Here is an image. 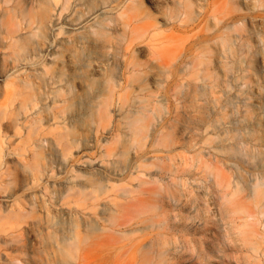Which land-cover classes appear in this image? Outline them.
<instances>
[{"label":"bare ground","instance_id":"bare-ground-1","mask_svg":"<svg viewBox=\"0 0 264 264\" xmlns=\"http://www.w3.org/2000/svg\"><path fill=\"white\" fill-rule=\"evenodd\" d=\"M232 3L0 0V264H76L92 224L111 229L117 212L128 226L144 204L122 200L159 156L146 131L173 120L183 135L208 136L202 150L223 167L234 165L225 151L244 145L252 212L264 210V14L237 17ZM240 21L258 25L250 36L226 33ZM206 87L219 126L207 118L212 99L198 96Z\"/></svg>","mask_w":264,"mask_h":264},{"label":"rangeland","instance_id":"rangeland-1","mask_svg":"<svg viewBox=\"0 0 264 264\" xmlns=\"http://www.w3.org/2000/svg\"><path fill=\"white\" fill-rule=\"evenodd\" d=\"M232 2L233 15L237 17L264 14V0ZM192 18L196 16L190 12L189 20ZM203 18V14L197 17L195 24ZM257 25L240 21L226 33L250 36ZM249 44L253 50L254 43ZM232 51L234 53L235 48ZM214 57L212 53L213 69ZM145 62L144 59L142 64ZM213 75L214 87L220 82L216 69ZM142 77V73L137 76L141 80ZM214 94L210 95L207 87L198 92V96L212 99L206 103V112L210 114L207 118L219 126L223 116L217 113L219 103L214 101ZM142 118L141 123L146 127L154 123L153 116ZM231 119H239V106ZM148 133L143 143L153 142L159 156L147 163L145 173L132 181L127 199L122 200L127 205L142 200L144 209L129 215L132 220L128 226H118L122 215L115 212L111 221L113 228L103 229L96 224L87 228L86 240L78 252H74L76 264H264V210L252 212L255 197L248 188L250 164L243 162L249 158H245V146L240 144L225 151L234 163L227 168L208 150H202L205 142H210L208 136L183 135L174 120L169 130L151 136ZM233 135L237 141L238 135L232 132L226 134V139ZM213 138L216 140L215 136ZM132 146L135 149L136 142ZM126 147L128 150L129 145ZM46 153L43 151L40 156L45 157ZM128 157L129 154L122 159ZM222 173L235 176L239 188H223L218 176ZM226 191L228 196L223 195ZM235 202H240L237 208ZM107 236L111 238L105 240Z\"/></svg>","mask_w":264,"mask_h":264}]
</instances>
